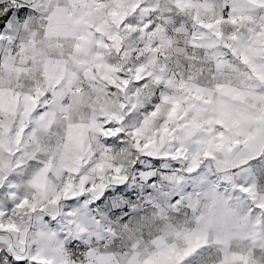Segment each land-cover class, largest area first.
Masks as SVG:
<instances>
[{"label": "clouds", "instance_id": "1", "mask_svg": "<svg viewBox=\"0 0 264 264\" xmlns=\"http://www.w3.org/2000/svg\"><path fill=\"white\" fill-rule=\"evenodd\" d=\"M0 264H264V0H0Z\"/></svg>", "mask_w": 264, "mask_h": 264}]
</instances>
